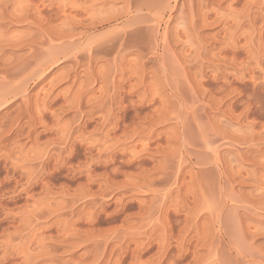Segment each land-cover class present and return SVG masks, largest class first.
<instances>
[{
    "label": "rangeland",
    "instance_id": "1",
    "mask_svg": "<svg viewBox=\"0 0 264 264\" xmlns=\"http://www.w3.org/2000/svg\"><path fill=\"white\" fill-rule=\"evenodd\" d=\"M0 264H264V0H0Z\"/></svg>",
    "mask_w": 264,
    "mask_h": 264
}]
</instances>
